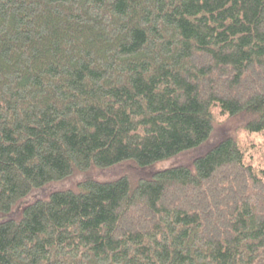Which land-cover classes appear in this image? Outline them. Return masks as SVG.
Masks as SVG:
<instances>
[{"label": "trees", "instance_id": "1", "mask_svg": "<svg viewBox=\"0 0 264 264\" xmlns=\"http://www.w3.org/2000/svg\"><path fill=\"white\" fill-rule=\"evenodd\" d=\"M223 118L235 134L192 166L146 171ZM242 135L264 137V0H0V214L139 171L2 222L0 264H264V165Z\"/></svg>", "mask_w": 264, "mask_h": 264}, {"label": "rangeland", "instance_id": "2", "mask_svg": "<svg viewBox=\"0 0 264 264\" xmlns=\"http://www.w3.org/2000/svg\"><path fill=\"white\" fill-rule=\"evenodd\" d=\"M225 126H228L229 128H226ZM237 126L238 125L233 123L232 125H230L228 122H226V119L223 118V120L219 122L217 130L210 142L203 145L201 148L191 150L190 153L180 155L179 157L169 159L165 162H160L157 166H154L152 168L149 167L146 171L149 174H152L158 172L159 170H166L169 168H176L180 166H192V161L195 158L201 157L202 155L210 152V150L213 149V147L221 140V138L225 134H235V130L238 129ZM242 138L243 142L247 143V149L250 148V150H252L251 152L257 165H264V137L258 135L249 138L248 136L246 137V135H242ZM251 139L252 143L250 141ZM124 174H127L133 180H136V175L139 176V171L136 170V168L132 167V165L127 166V164H124L122 166L114 167L113 169H105L101 171L93 170L90 172V174L87 175L79 173L68 179V181L66 182H57L55 184L48 185L46 186V188L35 191V193L30 197L24 198V200H22L18 203L17 206H15L11 213L0 214V224L5 221L19 219L24 208L31 205L32 203H35V201L44 200L48 198L50 194L57 191L68 190V188H75L79 184V182H82L86 179L93 178L100 181H113V179H117L119 178V176H122Z\"/></svg>", "mask_w": 264, "mask_h": 264}]
</instances>
